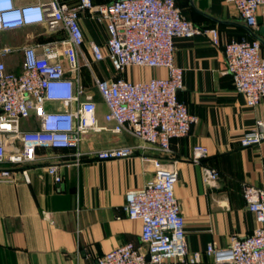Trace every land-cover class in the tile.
<instances>
[{
    "label": "built area",
    "instance_id": "built-area-1",
    "mask_svg": "<svg viewBox=\"0 0 264 264\" xmlns=\"http://www.w3.org/2000/svg\"><path fill=\"white\" fill-rule=\"evenodd\" d=\"M176 1L78 0L69 6L59 0H0V31L42 24L48 33H59L51 40L23 45L19 71L8 69L5 60L16 49L0 45V181H13L15 167H20L24 180H28L24 166L37 159L38 148H71L80 160L84 136L102 129L128 134L138 143L92 150L89 155L93 158L128 157L138 151L157 154L148 158L154 176L125 194L128 218L141 222L139 244H120L89 264L200 260V253L188 254L185 245L184 217L174 193L178 172L164 165L160 156L170 155L171 139L187 136L198 121L177 95L183 71L174 62L173 40L203 34L219 45L220 34L215 27H202L185 17ZM224 2L235 8L252 32L258 30L257 10L264 0ZM81 12L105 24L103 45L91 41L85 46ZM222 47L235 89L243 94L246 105L255 106L264 96L261 43L256 38L230 40ZM103 61L108 63L105 70L113 74L99 77L93 63ZM84 67L105 105L108 127L98 124L94 92L81 81ZM128 67L163 68L166 74L133 80L122 75ZM25 120H31L30 128L22 126ZM262 141L264 115L239 138L242 147ZM206 154L207 148L196 144L191 159L199 161ZM44 168L53 182L62 181L57 164ZM202 175L204 180H213L218 172L204 167ZM242 193L256 226L250 234L231 236L227 246L209 242L205 253L212 256L213 264H264V189L245 184Z\"/></svg>",
    "mask_w": 264,
    "mask_h": 264
},
{
    "label": "crops",
    "instance_id": "crops-1",
    "mask_svg": "<svg viewBox=\"0 0 264 264\" xmlns=\"http://www.w3.org/2000/svg\"><path fill=\"white\" fill-rule=\"evenodd\" d=\"M28 1L31 0H17ZM59 1L69 6L78 2ZM176 4L196 25L217 28L220 44H213L203 34L173 40L174 62L183 71L177 95L198 121L191 125L187 136L171 139L172 153L160 159L178 172L174 193L184 217L185 245L188 254L199 252L200 260H168L160 264H213L212 256L205 253L209 242L227 246L231 236H245L256 226L242 188L248 184L264 189V141L242 147L239 138L264 115V96L255 106L246 105L226 71L222 44L254 38L235 8L224 0H177ZM257 21L259 30L264 25V5L257 10ZM36 25L39 24L0 31V45L16 49L5 58L7 66L14 59L20 70V48L41 42L37 36H23L20 32ZM80 25L85 46L91 41L104 44L107 32L103 22L81 12ZM258 30L254 33L263 39ZM261 54L264 57V43ZM101 63L100 67L108 65ZM87 71L89 74L81 73V81L91 90L93 82ZM130 72L140 75V79L166 74L163 68L128 67L122 75L139 79L128 76ZM111 74L113 71H106L105 76ZM93 92L98 124L108 127L105 105ZM22 126L30 128L31 120L23 121ZM136 143V138L125 133L91 131L82 139L80 160H76L71 148L46 147L38 148L37 159L24 166L28 180H24L20 167H15L13 181H0V264H89L120 244H139L141 222L128 218L125 194L154 176L148 158L157 154L138 151L132 156L110 159L89 155L92 150ZM196 144L207 148L199 161L191 159ZM18 145L16 141L15 147ZM51 163L57 164L62 174L59 183L53 182L44 168ZM204 167L216 169L218 176L204 180Z\"/></svg>",
    "mask_w": 264,
    "mask_h": 264
},
{
    "label": "rangeland",
    "instance_id": "rangeland-1",
    "mask_svg": "<svg viewBox=\"0 0 264 264\" xmlns=\"http://www.w3.org/2000/svg\"><path fill=\"white\" fill-rule=\"evenodd\" d=\"M21 33H22V35L23 36H25V35H34V36H37L38 38H40V39H49L50 38V35L48 34V32L46 31V29H45V27L43 26V25H41V24H39V25H36V26H32V27H30V28H23V29H21V31H20ZM13 37H15V35L13 36V35H11V38H13ZM105 62V61H104ZM17 64V65H16ZM19 65H18V62L17 61H14V60H12V61H10L9 63H8V69H10V70H13V71H17V70H19ZM140 68H146V67H140ZM128 74V76H130V77H137V79L139 78L140 79V75H138L137 73H127ZM91 90H93V91H95V89H94V87L93 86H91Z\"/></svg>",
    "mask_w": 264,
    "mask_h": 264
},
{
    "label": "trees",
    "instance_id": "trees-1",
    "mask_svg": "<svg viewBox=\"0 0 264 264\" xmlns=\"http://www.w3.org/2000/svg\"><path fill=\"white\" fill-rule=\"evenodd\" d=\"M48 34L50 35L49 39H47V40L46 39L45 40L44 39H40V41L43 42V41L51 40V39L55 38L59 33H48ZM100 64H102V63L101 62H94L93 63V67L95 68L94 70L97 72L99 77H105V75H106L105 67H103L102 65L100 67ZM87 70L88 69L84 67V68H82L81 73H83V72L88 73Z\"/></svg>",
    "mask_w": 264,
    "mask_h": 264
},
{
    "label": "water",
    "instance_id": "water-1",
    "mask_svg": "<svg viewBox=\"0 0 264 264\" xmlns=\"http://www.w3.org/2000/svg\"><path fill=\"white\" fill-rule=\"evenodd\" d=\"M258 31H259V32L263 35V37H264V25H262ZM250 32H251V34L253 35L254 38H256L257 40H259L260 43H264V38H263V39L260 38L259 35H258L257 33H254V32H252V31H250Z\"/></svg>",
    "mask_w": 264,
    "mask_h": 264
}]
</instances>
